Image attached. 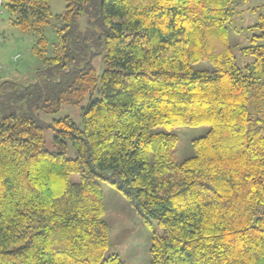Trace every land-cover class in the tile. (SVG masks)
I'll list each match as a JSON object with an SVG mask.
<instances>
[{
  "label": "trees",
  "instance_id": "16d2710c",
  "mask_svg": "<svg viewBox=\"0 0 264 264\" xmlns=\"http://www.w3.org/2000/svg\"><path fill=\"white\" fill-rule=\"evenodd\" d=\"M235 1L68 0L54 17L49 0H0L37 36L46 71L0 81V264H124L107 255L100 180L152 227L149 264H264V45L243 48L255 59L238 64ZM87 97L82 126L39 116ZM202 125L194 155L176 161L178 136L161 128Z\"/></svg>",
  "mask_w": 264,
  "mask_h": 264
},
{
  "label": "rangeland",
  "instance_id": "374dc122",
  "mask_svg": "<svg viewBox=\"0 0 264 264\" xmlns=\"http://www.w3.org/2000/svg\"><path fill=\"white\" fill-rule=\"evenodd\" d=\"M52 13L55 16L64 14L68 0H49ZM0 15V64L1 80H13L19 83L37 81L45 74V63L33 54V47L37 41L35 34H25L12 25L9 14L1 4ZM234 14L229 23L228 40L241 67L252 63L254 55L244 53L243 48L249 45H264V29L256 26L264 16V0H236L233 4ZM88 16L80 17L82 29L88 27ZM57 22L51 21L45 28V35L54 42L56 39L55 26ZM257 35H260L257 36ZM256 40V41H255ZM18 56V57H16ZM93 64L98 74L103 73L105 65L99 55L93 59ZM196 69H212L209 62H199L194 65ZM87 97L79 105L64 104L57 113L44 114L39 112L41 120L48 123L54 119L70 116L73 121L82 126V110L88 105ZM175 133L178 136L176 148V161L182 162L194 155L193 140L206 135L209 125L179 126L171 129L161 128ZM55 131L52 128L44 130L45 147L49 151L57 152L61 149L54 139ZM68 156L74 158L75 152L71 144L68 147ZM74 181L79 180V175H73ZM105 205V220L110 228V247L107 255L119 254L124 264H149L151 260V246L153 242V229L145 223L138 214L133 203L108 181L100 180ZM153 228L160 231L154 222Z\"/></svg>",
  "mask_w": 264,
  "mask_h": 264
},
{
  "label": "built area",
  "instance_id": "2783aa9c",
  "mask_svg": "<svg viewBox=\"0 0 264 264\" xmlns=\"http://www.w3.org/2000/svg\"><path fill=\"white\" fill-rule=\"evenodd\" d=\"M1 12H2V10H1V2H0V15H1ZM16 57H18V56H16ZM2 65L0 64V73L2 72Z\"/></svg>",
  "mask_w": 264,
  "mask_h": 264
}]
</instances>
